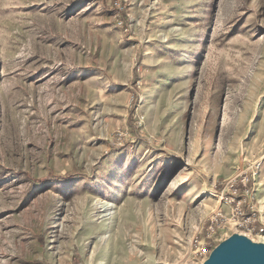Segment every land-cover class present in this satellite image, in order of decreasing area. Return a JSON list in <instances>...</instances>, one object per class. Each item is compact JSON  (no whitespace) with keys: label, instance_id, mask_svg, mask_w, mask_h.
<instances>
[{"label":"rangeland","instance_id":"374dc122","mask_svg":"<svg viewBox=\"0 0 264 264\" xmlns=\"http://www.w3.org/2000/svg\"><path fill=\"white\" fill-rule=\"evenodd\" d=\"M212 229L263 241L264 0H0V264H197Z\"/></svg>","mask_w":264,"mask_h":264},{"label":"water","instance_id":"95a60500","mask_svg":"<svg viewBox=\"0 0 264 264\" xmlns=\"http://www.w3.org/2000/svg\"><path fill=\"white\" fill-rule=\"evenodd\" d=\"M201 264H264V242L233 233L222 240Z\"/></svg>","mask_w":264,"mask_h":264},{"label":"built area","instance_id":"2783aa9c","mask_svg":"<svg viewBox=\"0 0 264 264\" xmlns=\"http://www.w3.org/2000/svg\"><path fill=\"white\" fill-rule=\"evenodd\" d=\"M244 185H245V183H244ZM231 189L233 190V194H236L238 191V187H234V185H232ZM246 191L248 193V190H246ZM242 202H243V199H241V198H238L237 202H236V198L235 199L231 198L230 203H236V206L233 207L232 211L234 212L236 209H241V203ZM220 216L224 217V224L222 226L220 225L221 223L219 224V230L224 229L225 224L231 222L232 219H233L234 223H236V224L247 225V224L251 223V219H247V220L240 219V218L236 219L235 216L233 218H231V217H227L223 214H220ZM217 232L218 231L216 229H212V231L208 233L207 237H208V239L211 240V243H207L205 240H203V242H200V245H198L197 255L199 258L197 259V264H201L205 259H207L209 254L211 253V251L223 240V239H218V237L216 236ZM201 245H203V247Z\"/></svg>","mask_w":264,"mask_h":264},{"label":"bare ground","instance_id":"6f19581e","mask_svg":"<svg viewBox=\"0 0 264 264\" xmlns=\"http://www.w3.org/2000/svg\"><path fill=\"white\" fill-rule=\"evenodd\" d=\"M103 206H104V209L106 210V209H109V208H111V209H113V204H111V203H104V204H102ZM261 240H263V242H264V235H262V237H261Z\"/></svg>","mask_w":264,"mask_h":264}]
</instances>
